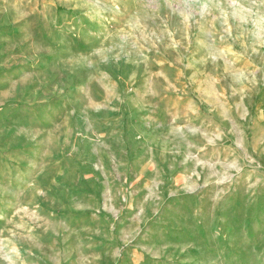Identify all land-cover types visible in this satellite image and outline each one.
Returning a JSON list of instances; mask_svg holds the SVG:
<instances>
[{
    "label": "rangeland",
    "instance_id": "rangeland-1",
    "mask_svg": "<svg viewBox=\"0 0 264 264\" xmlns=\"http://www.w3.org/2000/svg\"><path fill=\"white\" fill-rule=\"evenodd\" d=\"M0 264H264V0H0Z\"/></svg>",
    "mask_w": 264,
    "mask_h": 264
},
{
    "label": "crops",
    "instance_id": "crops-1",
    "mask_svg": "<svg viewBox=\"0 0 264 264\" xmlns=\"http://www.w3.org/2000/svg\"><path fill=\"white\" fill-rule=\"evenodd\" d=\"M53 123H51L50 125H48V124H46L45 125V129H40V128H38V130L40 131V133L38 132V137H40L41 136V134H43V132H45V130L47 129V127H49V126H52V128H53ZM51 128V129H52ZM39 141H42V139H38V143H39ZM53 142V141H52ZM46 146L44 147V150L42 149V153H41V155H43L45 158H46V156H48V153H53V149L52 150H50L49 151V144L48 143H46L45 144ZM48 152V153H47Z\"/></svg>",
    "mask_w": 264,
    "mask_h": 264
}]
</instances>
